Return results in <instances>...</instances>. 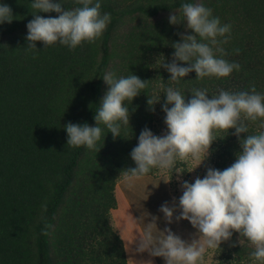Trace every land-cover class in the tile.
Listing matches in <instances>:
<instances>
[{
    "label": "trees",
    "instance_id": "1",
    "mask_svg": "<svg viewBox=\"0 0 264 264\" xmlns=\"http://www.w3.org/2000/svg\"><path fill=\"white\" fill-rule=\"evenodd\" d=\"M32 2L0 0L14 18L0 24V264H126L110 209L115 208V183L135 167L130 152L141 130L152 132L154 115L164 113L168 87L180 91L186 102L193 89H207L211 98L221 89L250 92L254 85L264 96V0H99L101 15L109 13L111 22L94 43L82 42L74 50L58 42L46 48L40 41L36 49L27 46ZM61 2L66 10L82 7L74 0ZM184 3L201 4L221 25H230V32L217 38L227 40L219 45L227 54L216 57L238 63L239 70L202 79L193 71L177 82L159 67L163 57L165 63L172 61L174 43L192 34L185 22L168 21L174 12L182 18ZM107 72L117 79L134 74L146 80L142 92L124 102L129 125L121 123V136L113 139L100 124L95 149L70 148L64 125L96 126ZM159 95L150 107L147 100ZM246 123L249 133H241V139L264 131V119ZM234 131L214 132L211 168L222 171L237 159L241 148ZM155 169L146 175L157 177ZM254 250L233 232L230 240L207 252L212 264H260L250 256Z\"/></svg>",
    "mask_w": 264,
    "mask_h": 264
},
{
    "label": "clouds",
    "instance_id": "2",
    "mask_svg": "<svg viewBox=\"0 0 264 264\" xmlns=\"http://www.w3.org/2000/svg\"><path fill=\"white\" fill-rule=\"evenodd\" d=\"M74 2L82 7L66 10L61 0H33V18L26 25L27 46L36 49V42L40 41L46 48L58 42L74 50L82 42L94 43L101 37L111 22V15H101L99 0L94 5L93 0ZM51 12L58 13V16L45 18L37 14ZM181 12L182 18L176 12L170 14L169 24L185 22V28L191 29L192 34L182 35V42L174 43L170 63H165L163 57L159 67L170 73L169 79L178 82L193 71L197 79L222 78L229 76L234 69L239 70L238 63L216 57V53L221 57L227 54L219 46L227 40L217 38L229 33L230 25H221L219 18L212 16V10L201 4L184 3ZM13 19L12 9L6 4L0 5V24L11 23ZM177 61L187 62L188 66H180ZM103 80L108 89L94 116L96 126L71 122L64 125L66 144L70 148L86 146L95 149L102 134L100 124L106 126L113 139L121 136V123L129 125V111L124 102L131 103L146 87V80L134 74L117 79L113 73L107 72ZM164 94L166 99L161 108L167 130L162 136L154 135L147 127L141 130L138 144L130 152L135 167L128 168L123 177L129 187L150 169L170 170L177 160L186 161L191 157L198 161L196 167L208 155L216 139L213 134L217 131L228 133L229 129H234L232 134L238 138L241 151L235 162L224 170L209 167L203 178L197 177L193 183L183 181L178 205L174 203L169 207L167 202L161 205L159 211L168 224L173 222V213L178 207L180 212L175 219L188 220L197 230V239L186 242L169 228L161 230L163 235L154 237L152 223L155 224L157 218L153 217L140 236L136 250H147L151 256L162 257L164 264H198L208 249L219 248L236 232L254 246L251 258L264 264V131L240 138L241 133H249L246 121L264 119V96L256 92L254 85L250 92L221 89L211 98L207 89H193L187 102L184 95L172 87H168ZM159 100L160 95L155 100L148 99L147 103L151 107ZM175 172L182 174L184 170ZM43 234L47 235V231Z\"/></svg>",
    "mask_w": 264,
    "mask_h": 264
},
{
    "label": "rangeland",
    "instance_id": "3",
    "mask_svg": "<svg viewBox=\"0 0 264 264\" xmlns=\"http://www.w3.org/2000/svg\"><path fill=\"white\" fill-rule=\"evenodd\" d=\"M164 116L165 113L160 112L154 115V127L152 128V133L154 135L162 136L165 134L167 129L164 123ZM197 163L198 161L191 157L186 161L177 160L175 166L170 170L156 168L155 176L157 177H142L135 180L131 187L124 182L123 187H125L126 190L124 193L131 201L132 210L135 213L136 221H138L132 224V228L126 229L127 250L133 257L138 255L139 251L136 249L139 246L140 236L148 225L152 223L153 217L157 218L155 220L157 227L152 223L154 237L163 235L161 230L169 228L175 235L186 242H191V240L198 238V236L195 235L197 230L192 227L188 220L181 219L177 221L175 219L180 212L178 207L173 213V222L171 224H168L164 220V214L159 211L161 205L165 202H167L169 207H172L174 203L178 205L179 197L183 193L181 187L183 181L193 183L197 177L203 178L205 176L207 168L211 165L209 154L195 167ZM177 169H182L184 172L182 174H177L175 172ZM169 178V181H164ZM141 253L144 256V264H164L162 257L151 256L147 250ZM134 260L135 259H133V261ZM212 262L213 257L211 253L206 251L203 261L198 262V264H212ZM134 264H142V260L137 256Z\"/></svg>",
    "mask_w": 264,
    "mask_h": 264
},
{
    "label": "crops",
    "instance_id": "4",
    "mask_svg": "<svg viewBox=\"0 0 264 264\" xmlns=\"http://www.w3.org/2000/svg\"><path fill=\"white\" fill-rule=\"evenodd\" d=\"M148 176L150 175H144L143 178H146ZM123 184H124V179L122 177L115 183L113 188V194L115 198V208L110 209L111 223L122 240L123 248L126 256V264H134V261L136 260L137 256L139 257L140 260H142V264H144L143 262L144 256L141 252H138V255L133 257V255L129 254L127 250L128 244L126 240V229L132 228L133 227L132 224L138 221H136L135 213L132 210L131 201L124 193L126 190L125 187H123ZM133 259L135 260L133 261Z\"/></svg>",
    "mask_w": 264,
    "mask_h": 264
}]
</instances>
